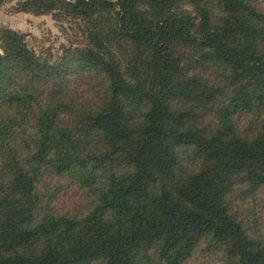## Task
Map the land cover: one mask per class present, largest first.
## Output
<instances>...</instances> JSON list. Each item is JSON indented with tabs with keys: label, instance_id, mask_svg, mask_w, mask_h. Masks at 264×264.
<instances>
[{
	"label": "trees",
	"instance_id": "obj_1",
	"mask_svg": "<svg viewBox=\"0 0 264 264\" xmlns=\"http://www.w3.org/2000/svg\"><path fill=\"white\" fill-rule=\"evenodd\" d=\"M183 1L0 0L87 30L0 35V264H264V12Z\"/></svg>",
	"mask_w": 264,
	"mask_h": 264
},
{
	"label": "rangeland",
	"instance_id": "obj_2",
	"mask_svg": "<svg viewBox=\"0 0 264 264\" xmlns=\"http://www.w3.org/2000/svg\"><path fill=\"white\" fill-rule=\"evenodd\" d=\"M250 1L252 5L264 12V0ZM179 11L196 23L201 19L196 7L190 0L181 2ZM5 30L21 34L27 46L37 56L49 59L53 63L60 62L64 58H72L76 49H83L87 44V36L85 34L87 30H85L83 23L71 20L69 17L61 18L59 10L48 14L18 11L16 10V2H9L0 6V35ZM54 180L50 178L48 181L53 182ZM237 189L238 192L231 193V198H237L240 202L243 196H241L239 191L244 189V186L242 184L238 185ZM78 196L75 190H71L68 193L62 191L59 195L58 203L63 208L74 207L78 202ZM252 201L254 203L256 198H252ZM260 213L264 215V208L260 209ZM259 235L264 240V220L260 226ZM200 254L191 264L207 263L206 258H203ZM216 258L215 256L213 261L207 260L212 264H221L219 260L216 261Z\"/></svg>",
	"mask_w": 264,
	"mask_h": 264
}]
</instances>
